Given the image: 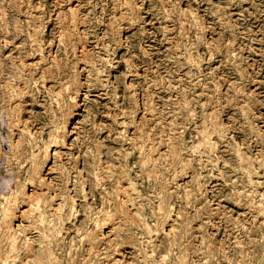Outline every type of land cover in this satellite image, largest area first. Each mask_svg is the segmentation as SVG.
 I'll use <instances>...</instances> for the list:
<instances>
[{"label":"rangeland","instance_id":"374dc122","mask_svg":"<svg viewBox=\"0 0 264 264\" xmlns=\"http://www.w3.org/2000/svg\"><path fill=\"white\" fill-rule=\"evenodd\" d=\"M0 264H264V0H0Z\"/></svg>","mask_w":264,"mask_h":264},{"label":"bare ground","instance_id":"6f19581e","mask_svg":"<svg viewBox=\"0 0 264 264\" xmlns=\"http://www.w3.org/2000/svg\"><path fill=\"white\" fill-rule=\"evenodd\" d=\"M59 4H60V3H59ZM119 5H120V4H119ZM72 6H73V5H72ZM58 16H59V15H58ZM63 17H64V16H63ZM80 50H82V49H80ZM85 56H86V55H85ZM7 58H8V57H7ZM29 64H30V63H29ZM42 65H43V64H42ZM11 108H12V107H11ZM31 125H32V124H31ZM11 130H12V129H11ZM52 133H53V132H52ZM68 134H69V133H68ZM64 146H65V145H64ZM12 148H13V147H12ZM21 156H22V155H21ZM58 158H59V157H58ZM33 169H34V170H33V171H34L33 174H34V175H37L39 170H38L37 168H33ZM100 175H101V174H100ZM38 176H39V175H37V177H38ZM31 177H33V176H31ZM35 177H36V176H35ZM39 178H40V176H39ZM39 178H38V179H39ZM31 179H32V178H31ZM33 179H34V178H33ZM35 180H36V179H35ZM43 180H44V179H43ZM3 181H4V180H3ZM23 182H24V181H23ZM32 183H33V182H32ZM33 184H34V183H33ZM116 187H117V186H116ZM115 190H116V189H115ZM53 191H54V189H53ZM40 192H41V191H40ZM23 195H24V194H23ZM30 195H31V194H30ZM27 196H28V195H27ZM10 197H11V196H10ZM31 199H32V198H31ZM32 200H33V199H32ZM32 200H31V201H32ZM28 206H29V205H28ZM28 208H29V207H28ZM25 210H26V208H25ZM120 210H121V209H120ZM9 211H10V210H7L6 212H9ZM32 211H33V210H32ZM35 213H36V212H35ZM5 224H6V223H5ZM40 249H41V248H40ZM23 253H24V252H23Z\"/></svg>","mask_w":264,"mask_h":264}]
</instances>
